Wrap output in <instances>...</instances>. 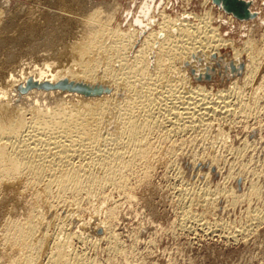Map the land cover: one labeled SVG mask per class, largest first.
Segmentation results:
<instances>
[{
    "label": "bare ground",
    "instance_id": "obj_1",
    "mask_svg": "<svg viewBox=\"0 0 264 264\" xmlns=\"http://www.w3.org/2000/svg\"><path fill=\"white\" fill-rule=\"evenodd\" d=\"M41 1L10 15V1L0 0V187L11 190L25 181L28 188L29 184L40 188L34 190L37 201L61 199L68 193L99 198L108 186L121 190L136 166L145 172L151 169L158 147L154 134L169 144L171 136L201 128L209 117L228 116L238 103L235 88L213 99L203 88L194 90L188 84L186 72L201 79L210 72L212 56L232 48V42L209 25L211 12L193 16L194 23L165 15L159 11L163 4H158L143 7L139 17L132 16L127 23L130 30H120L111 27L117 4L107 9L93 0ZM203 2L236 18L212 0ZM74 8L84 12L82 19ZM247 48L248 84L261 53L252 44ZM232 52L231 66L240 71L241 53ZM198 167L194 164L197 178ZM251 183L249 188L256 191ZM194 189L183 199L184 223L192 220L204 233H214L211 224L191 212L195 203L202 209L212 203V197L208 199L212 190ZM216 194L213 198L220 201ZM62 206L59 213L67 216ZM31 211L25 220H10L3 229L4 244L20 254H14L9 264H34L47 240L37 235L35 217L40 215ZM260 217L252 220L261 221ZM94 229L109 232L106 222ZM61 240L49 246L45 264H85Z\"/></svg>",
    "mask_w": 264,
    "mask_h": 264
},
{
    "label": "rangeland",
    "instance_id": "obj_2",
    "mask_svg": "<svg viewBox=\"0 0 264 264\" xmlns=\"http://www.w3.org/2000/svg\"><path fill=\"white\" fill-rule=\"evenodd\" d=\"M8 1L13 8L10 7V15L17 13L18 8H31L42 2ZM93 1L103 3L107 9L110 5L111 8L118 7L111 27L119 26L120 30H130L127 23L132 22L133 17H139L143 7L158 4L165 5L159 9L165 15L180 16L178 18L194 23L197 21L193 16L204 17L211 12L209 25L222 39L232 42V48H222L218 55H213L210 72L201 79L186 72L188 84L194 90L203 88L213 99L235 88L240 106L236 103L238 105L230 108L228 116L226 113L207 118L204 127L187 133V136H171L170 149L168 142L154 134V140L158 141L153 140V143L158 147L155 145L157 155L151 169L145 172L141 165L136 166L134 173L126 177L128 182L125 181L124 188L118 190L120 188L108 186L99 198L98 195L82 193L81 197L68 193L61 199L49 196L37 201L35 196L40 188H31V184L28 188L25 181H20L21 185L18 182L11 190L0 187V264H9L18 254L4 244V227L10 220H25L31 210H37L36 214L40 215L35 217L39 226L37 235L47 239L34 264H45L53 241L60 239L65 241L67 250L74 257L84 258L85 264H264V0H241L252 14L242 20L229 18L211 4H204V0ZM76 10L74 14L82 19L84 12L82 14L77 8L72 12ZM246 43L254 45L261 53L248 84L244 79ZM233 49L241 53L240 71L231 66L235 60ZM230 66L235 70L232 71ZM194 164H200L199 178L195 177ZM250 183L256 191L249 188ZM197 188L212 190L208 197H212V203L206 209L195 203L191 212L201 216L202 222L211 224L216 230L214 233H204L192 220L184 223L183 199L186 193L191 194L192 189L196 191ZM228 191L233 192L229 197L225 194ZM215 192L222 198L220 201L216 200ZM245 193L247 197H239ZM212 194H216L215 198ZM61 206L67 216L59 213ZM28 207L32 208L29 210ZM255 216H261V221L252 220ZM105 222L107 234L95 231L96 225Z\"/></svg>",
    "mask_w": 264,
    "mask_h": 264
},
{
    "label": "water",
    "instance_id": "obj_3",
    "mask_svg": "<svg viewBox=\"0 0 264 264\" xmlns=\"http://www.w3.org/2000/svg\"><path fill=\"white\" fill-rule=\"evenodd\" d=\"M212 2L225 13H230L237 19L252 17L246 4L241 0H212Z\"/></svg>",
    "mask_w": 264,
    "mask_h": 264
}]
</instances>
